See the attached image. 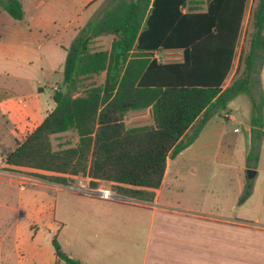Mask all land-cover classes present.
Returning <instances> with one entry per match:
<instances>
[{
  "label": "trees",
  "instance_id": "16d2710c",
  "mask_svg": "<svg viewBox=\"0 0 264 264\" xmlns=\"http://www.w3.org/2000/svg\"><path fill=\"white\" fill-rule=\"evenodd\" d=\"M205 4V11H201ZM246 0H111L80 29L52 94L53 109L24 139L7 150L6 170L56 174L34 177L67 183L64 176H87L89 185L115 184L118 194L153 199L166 161L189 147L207 122L245 95L250 103L251 145L247 161L257 163L264 139V96L259 74L264 64V0H253L234 77L232 67ZM13 20L23 19L20 0H0ZM111 36L109 50H92L94 40ZM179 51L181 60L162 63L154 55ZM104 74L103 83L78 95L80 83ZM149 110L151 124L127 128L128 112ZM73 132L74 146L54 151L51 137ZM251 190L247 182L242 203ZM54 264H81L51 240Z\"/></svg>",
  "mask_w": 264,
  "mask_h": 264
},
{
  "label": "crops",
  "instance_id": "0c3cea01",
  "mask_svg": "<svg viewBox=\"0 0 264 264\" xmlns=\"http://www.w3.org/2000/svg\"><path fill=\"white\" fill-rule=\"evenodd\" d=\"M20 1L23 19L4 21L6 31L0 34V155L15 148L12 131L24 139L54 107L51 97L61 84L41 80L33 83L26 77H54L62 73L66 49L78 31L105 7V0H28L31 12L26 17L24 0ZM252 4L253 0H246L242 20L243 23L245 19V25ZM201 7V11H205V4ZM238 57L234 55L232 67ZM235 69L231 76L229 73L223 87L230 83ZM18 81H29L31 86L28 90L17 91L11 83ZM260 84L264 96V65ZM46 92L50 93V104L43 97ZM228 108L217 116L219 118L210 119L189 147L167 159L160 186L145 189L153 193L152 200L118 194L114 189L116 185L110 182H98L91 188L87 176H64L65 185L36 177L22 178L31 188L74 196L79 220L94 224L100 231L98 241L107 248L98 249L108 252L107 260L113 264H264V141L260 143L258 162L249 168L254 175L248 181L251 184L249 196L242 203L239 200L247 183L244 180L209 182L201 176L210 164L231 168L233 158L245 160L248 156L250 116L237 118ZM219 119L238 123V126L229 131L227 124L220 123ZM5 140L9 144L5 145ZM224 141L228 142L226 147ZM236 169L244 171L245 168L240 165ZM13 183L0 178V194L7 193L3 205L26 211V206L22 207L25 204H22L21 194L15 197L13 192L24 193L26 188L18 189ZM100 189L110 190L112 197L101 199ZM42 197L39 209L35 210L38 216L53 212L45 196ZM53 216L51 220L63 227ZM131 229L134 230L132 236L139 233L140 241L128 239ZM84 245V238L78 235L75 250L67 255L81 264H100V252L96 248L87 251ZM114 250L122 254L111 258ZM54 263L55 257L47 264Z\"/></svg>",
  "mask_w": 264,
  "mask_h": 264
},
{
  "label": "rangeland",
  "instance_id": "374dc122",
  "mask_svg": "<svg viewBox=\"0 0 264 264\" xmlns=\"http://www.w3.org/2000/svg\"><path fill=\"white\" fill-rule=\"evenodd\" d=\"M111 0H105L103 6H106ZM24 12L26 17H29L31 12L28 0H24ZM2 11V12H1ZM102 11V10H101ZM0 34L3 33L6 29V24L4 21L11 20L10 17L0 8ZM246 18V17H245ZM2 22V23H1ZM245 19L242 23L240 29L239 38L236 46L235 55L240 54L242 49L247 48V42L245 39ZM112 37L104 36L99 39L94 40L92 44V50H108L110 47ZM154 57L162 63H171L178 62L181 60V53L179 51H161L154 55ZM238 61L234 60L230 76L236 67ZM264 65V64H263ZM263 67V66H262ZM262 69V68H261ZM261 72V70H260ZM234 77V74L232 78ZM28 80L35 83L38 80L44 81L45 83H58L62 82V73L54 77H43L39 75H29L26 77ZM260 79V74H259ZM104 74L88 78L83 80L80 83V88L78 90V95H81L84 90L91 86H99L103 83ZM6 81V80H5ZM9 82V81H8ZM31 82H13L14 88L18 91L28 90L31 86ZM48 104H50L49 97L50 93L46 92L43 96ZM230 112L240 117H249L250 116V103L249 99L245 95H239L235 97L229 103ZM217 116H215L216 118ZM219 118V117H217ZM239 120V119H237ZM151 115L149 110H142L140 112H128L124 117V124L127 128L136 127V126H147L151 123ZM219 122L222 124H227L229 131L234 127L238 126V123L231 124L223 119H219ZM264 141V139H263ZM77 137L73 132H67L61 135H55L51 137V146L54 151L62 150L68 147H72L76 144ZM5 145L9 144L8 140L4 141ZM224 147L228 145L227 141H224ZM4 153V151H1ZM264 159V157H263ZM258 162V161H257ZM233 167L231 168H222L214 167L211 164L207 167V172L201 174L202 179L209 182H224L231 183L236 182L237 180H244L245 182L249 181L247 176V171L251 166H254L253 160L247 161L239 160L238 157L233 158ZM243 166L244 171H238L236 167ZM5 169V166H4ZM11 173L17 174L20 177H34L35 172L22 168V169H13ZM23 185V188H26L24 193L15 190L14 195L17 197L21 194L22 198V207L26 206V211H19L16 207H11L9 204L4 206V199L6 192L0 194V264H40L52 262L54 260V249L51 245V240L55 237L58 245L60 246L63 253L66 255L69 251H73L76 248V240L78 235H81L84 238V248L88 249H97V252H100L102 260L100 264H113V261H108V252L101 251L98 248L104 247L107 248V245L100 244V241L97 237L100 236V231L95 227V225L90 224L86 221H81L78 218V204L76 203V198L72 195L66 193H57L54 191H49L39 188H31L28 183ZM16 188H20V185L13 183ZM42 193V195H40ZM45 196V201L50 203L53 212L36 215L35 210L39 209L40 200ZM242 196V195H241ZM45 203V202H43ZM54 215V216H53ZM56 221H59L63 224V227H59L57 222L51 220V217ZM9 217L10 219H4ZM117 229V228H116ZM129 231V230H128ZM134 230L128 232V239L130 241H140L139 233L135 236H132ZM101 240V239H100ZM83 250V249H82ZM115 251V250H114ZM40 256H37V254ZM83 256L88 255V253H82ZM122 253L119 251L112 252L113 256H120Z\"/></svg>",
  "mask_w": 264,
  "mask_h": 264
},
{
  "label": "built area",
  "instance_id": "2783aa9c",
  "mask_svg": "<svg viewBox=\"0 0 264 264\" xmlns=\"http://www.w3.org/2000/svg\"><path fill=\"white\" fill-rule=\"evenodd\" d=\"M4 161H5V155H0V178H7L16 184L20 185L21 188H23V185H26V181L24 178L18 176L17 174L7 172L4 170ZM80 189L83 190V187H80ZM86 193L89 191H85ZM99 196L103 200H109L112 197L111 191L108 189H100L98 190Z\"/></svg>",
  "mask_w": 264,
  "mask_h": 264
},
{
  "label": "water",
  "instance_id": "95a60500",
  "mask_svg": "<svg viewBox=\"0 0 264 264\" xmlns=\"http://www.w3.org/2000/svg\"><path fill=\"white\" fill-rule=\"evenodd\" d=\"M253 175H254V172L252 170H248L247 171V176H248L249 179L252 178Z\"/></svg>",
  "mask_w": 264,
  "mask_h": 264
}]
</instances>
